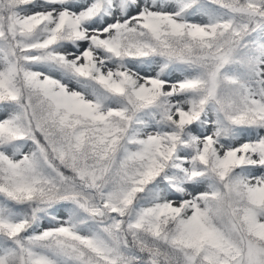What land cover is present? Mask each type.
I'll return each mask as SVG.
<instances>
[{
	"label": "snow or ice",
	"instance_id": "obj_1",
	"mask_svg": "<svg viewBox=\"0 0 264 264\" xmlns=\"http://www.w3.org/2000/svg\"><path fill=\"white\" fill-rule=\"evenodd\" d=\"M0 264H264V0H0Z\"/></svg>",
	"mask_w": 264,
	"mask_h": 264
}]
</instances>
